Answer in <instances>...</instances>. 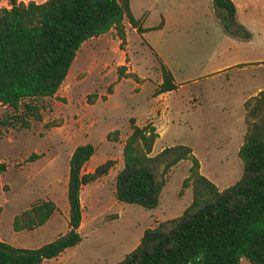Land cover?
Returning a JSON list of instances; mask_svg holds the SVG:
<instances>
[{"label": "rangeland", "instance_id": "obj_1", "mask_svg": "<svg viewBox=\"0 0 264 264\" xmlns=\"http://www.w3.org/2000/svg\"><path fill=\"white\" fill-rule=\"evenodd\" d=\"M21 1L25 3L29 0ZM136 2L132 1L135 13L140 11ZM151 2L144 0L142 5L150 6ZM0 7H8L5 0H0ZM157 10L152 6L149 9L148 24L157 19ZM216 15L227 25L228 32L233 33L227 39L218 38L213 25H188L180 36H172L168 41L163 37L159 41V51L166 57L175 82L182 83L177 91L167 97L168 100L177 97L186 99L191 93L200 94L198 103L190 98L188 102L185 101L183 124L179 127L173 124L178 132L173 134L170 129L162 141L169 145L190 147L200 163V174L220 190L232 185L242 172V163L232 150L246 128L240 101L259 87H264V79L244 84L250 70L236 64L230 70V75H226L230 84L226 83L223 93L215 97L207 95L206 86L220 83L225 78L224 73L206 76L208 73L227 64L247 61V56L240 54L235 45L237 38L234 34L241 37L242 29L240 31L230 23L221 11ZM126 26V41L120 47L113 29L87 40L76 51L70 69L55 94L35 101L36 108L31 112L22 111V104L27 100L21 101L16 110L0 105V162L5 164L4 172L0 174L1 241L15 247L35 248L67 230L64 180L71 148L81 139L74 140L78 133L77 118L81 115L79 108L86 110L81 111L82 114H89L88 121L99 120L94 127L82 130V134H86L88 130L106 129L114 123L120 129L125 128V115L138 108V103L149 99L157 74V61L140 43L137 34ZM219 45L226 48V57L198 56ZM260 73H264V69ZM145 79L148 80L141 86L133 87ZM192 79H196L195 82ZM112 87L114 92L110 100L103 104L101 101ZM120 102V108L112 109L114 104L118 103L119 106ZM35 113L39 119L34 118ZM101 116L108 118L101 121ZM23 122L28 126L25 127ZM95 138L98 139V136H93L92 141H96ZM105 139L110 140L112 136ZM159 145L157 142L155 149ZM31 154L37 157L29 158ZM95 156L107 157L112 160V165L102 181L82 186L83 223L79 243L40 264L118 262L138 243L144 228L178 216L190 202V188L181 186L188 174L189 162L180 160L166 172L156 207L144 209L135 204L119 202L121 209L116 208L117 205L113 206L116 201L112 175L122 166L121 150L117 144L111 148L102 144L97 147ZM45 199L52 200L57 208L47 223L31 231L11 229L13 215L28 208L34 201ZM239 264L250 263L240 258Z\"/></svg>", "mask_w": 264, "mask_h": 264}, {"label": "trees", "instance_id": "obj_2", "mask_svg": "<svg viewBox=\"0 0 264 264\" xmlns=\"http://www.w3.org/2000/svg\"><path fill=\"white\" fill-rule=\"evenodd\" d=\"M5 1L8 7H0V105L13 110L27 100L22 111L31 112L35 101L53 96L82 42L113 29L120 47L125 42L123 20L136 33L142 32L127 0ZM211 6L215 15L221 11L241 31L234 21L231 0H211ZM220 23L229 31L223 21ZM242 33L246 34L243 29ZM158 63L161 81L155 94L176 87L169 70ZM242 109L246 128L236 152L242 172L232 185L220 190L200 174L188 146L176 144L151 154L157 138L154 128L149 124L137 127L129 119L131 132L122 144V166L113 179L115 200L153 209L166 172L178 161L187 160L188 174L181 186L190 188V202L178 216L144 228L133 249L111 264H239L240 258L264 264V89L246 99ZM34 118L39 115L35 113ZM23 125L28 126L26 122ZM110 135L115 141L117 132L105 137ZM93 151L88 143L77 145L68 157L65 233L35 248L15 247L0 240V264H40L79 243V191L112 165L108 159L91 172L81 173ZM34 157L37 155L29 156ZM4 170L5 164L0 162V174ZM55 211L53 201L36 200L12 216L11 229H35Z\"/></svg>", "mask_w": 264, "mask_h": 264}, {"label": "crops", "instance_id": "obj_3", "mask_svg": "<svg viewBox=\"0 0 264 264\" xmlns=\"http://www.w3.org/2000/svg\"><path fill=\"white\" fill-rule=\"evenodd\" d=\"M132 1L135 2L136 0H132ZM132 1L127 0L128 7L132 17L138 21V24L142 29V32L136 33L135 30L131 28L126 22L125 23L123 22L124 30L127 29L126 25H128L132 33L137 34L139 39H141L140 43L144 45V47H147L150 53L154 56V59L157 61L156 78L152 82L149 99L143 102L142 104L138 103L137 104L138 108H136L135 110L133 109L132 111L128 112L125 115L124 121L126 122V127L123 129L118 128L117 125L114 123L110 126H107L106 129H97V130L95 129L91 132L88 130L86 134H82L83 132L82 130L85 129L87 130L88 128L94 127L99 120L91 119L90 121H88L89 114L87 113L82 114L81 111H86V110H82V108H79L81 115L80 117L77 118L78 124L76 128L78 129V133L75 136L74 140H78V138L81 139L73 144L71 151L77 145H82L86 143L92 145L94 148L92 155L82 165L81 173L91 172L94 169V167L101 164L105 160H108V158L105 156H98V157L95 156V152L98 146L104 144L108 148H111L113 147L114 144H117L119 146V149L121 150L125 138L131 132V128L128 122L129 119H132L134 125L137 127H142L145 124H149L154 128V131L157 134V138L153 142L151 148V154H155L159 152L164 147L172 146L169 145V143H165L162 140L170 129L173 134L178 132V128H174L173 124L177 125L178 127L179 125L183 124L182 112H183V108L186 106L185 101L188 102L189 101L188 98H190L193 102L198 103V98L200 95L199 93H195V94L191 93L189 94L190 96L188 95L189 97H187L186 99H183L182 97L180 98L177 97L175 100L174 99L168 100L167 97L171 95L172 92L177 91L179 87L182 85V83L175 82L173 71L171 70L169 64L167 63L166 57L163 54H161L159 51L160 48L159 41L163 39V37L167 41L171 40L172 36L173 37L180 36L184 32L186 26L188 25L195 26V24L203 27H206L207 25L209 26L213 25L214 26L213 29L215 30V32H217L216 36L218 38L227 39L228 36L231 35V33L224 30L223 27L220 26V20L216 17V15L213 12L211 6V0H152L150 6L149 5L143 6L142 4L144 0H137L138 2H136L135 4L140 9V11H138L137 13H135L132 9ZM231 2L233 3L235 8L234 21L237 25H239L243 29V32L246 33V34L242 33L241 37H238L237 35L234 36L235 38H237L235 43L236 49L239 50L240 54L247 56V58L245 59L247 61H243L235 64H227L224 67H220V68L218 67L216 70L212 71L211 73H208L206 76H208L209 74L220 75L221 73H224L225 75V78L223 80L225 81V84H223V81H221L220 83L209 84V86H206L205 92L209 97H215L218 94L223 93V88L227 84L228 85L230 84L228 77L226 75H230L231 73L230 70L236 64L242 66V68H246L250 70V72L247 74L244 80V84L246 82L253 84L260 79L262 80L264 79V73H260V71L264 69V0H231ZM151 6L156 7L158 9L155 14V16L158 17L157 19L153 20L151 23L148 24L147 22L149 17V9L151 8ZM93 38H90L88 40H91ZM256 40L258 41L257 43L254 42ZM86 42L87 40L82 42L78 49H80L82 45ZM225 54H226V48L219 45L218 48L210 50L208 52L204 51L202 54H199L198 56L199 57L206 56L209 58L220 57V56L226 57ZM158 61L169 70L173 79V83L175 84L176 87L173 90L155 94L154 90L161 81L159 69L157 70V68L159 67ZM70 66L67 72L69 71ZM146 80L148 79L142 80L141 81L142 83L140 82L134 84L133 87H135L136 85L138 88V86H141ZM195 80L196 79H192L191 81L195 82ZM263 89H264L263 86L259 87L252 95H247L246 97H243L240 101L241 104L249 97L255 95L259 90H263ZM113 92H114V87H112L111 92L106 94L105 96L106 98L101 102L103 104H106L110 100ZM92 105L93 104H90V106ZM121 105H122L121 102L119 106L118 103H116L114 104V107H112V109L116 110L120 108ZM220 110H223V108H220ZM107 118L108 117L101 116V121H105ZM112 131L117 132L116 140L115 141L106 140L105 135L108 132H112ZM93 136L94 137L98 136V139L95 138L96 141H92ZM242 136L243 134L240 136L241 140H239L236 143V145L233 146L232 150L234 153L237 152L239 146L241 145ZM157 142H159L160 145L158 146V149H155V144ZM191 152H193L192 149ZM198 164L200 169V163L198 162ZM83 168H85L84 171H82ZM115 174L116 172L113 175L115 176ZM113 175L112 178L114 179ZM105 177L106 174L100 176L93 182L98 183L102 181ZM66 179H67V174L64 180L65 189H66ZM81 189L79 191L80 213L82 206L80 199ZM114 205H117L116 208L121 209L119 202L116 201L115 204H113V206ZM49 219L45 223H47ZM82 223L83 221L81 214V220L78 227V232L81 229Z\"/></svg>", "mask_w": 264, "mask_h": 264}]
</instances>
